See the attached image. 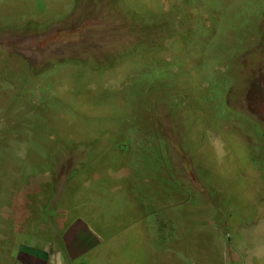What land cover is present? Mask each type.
<instances>
[{
	"label": "rangeland",
	"instance_id": "1",
	"mask_svg": "<svg viewBox=\"0 0 264 264\" xmlns=\"http://www.w3.org/2000/svg\"><path fill=\"white\" fill-rule=\"evenodd\" d=\"M0 174V264H264V0H0Z\"/></svg>",
	"mask_w": 264,
	"mask_h": 264
},
{
	"label": "trees",
	"instance_id": "2",
	"mask_svg": "<svg viewBox=\"0 0 264 264\" xmlns=\"http://www.w3.org/2000/svg\"><path fill=\"white\" fill-rule=\"evenodd\" d=\"M214 83V82H213ZM212 83V84H213ZM213 86H214V84H213ZM216 86V85H215ZM214 86V87H215ZM149 89H151V90H153L154 88L152 87V88H149ZM151 132V131H150ZM120 145L118 144V146H120V147H122V145H124V147H122V149L123 148H125V147H129L130 146V141L129 140H127L124 144H123V142H121L120 141ZM115 147V146H114ZM148 155H147V158L146 159H148V161H150V158H155V159H157L158 157H159V154L157 153V150L155 149V148H153V147H150L149 148V150H148ZM1 174H0V181H1ZM166 182H168L169 184L171 183L172 185L171 186H174L175 185V181H174V178L171 180V181H169V180H166ZM1 193H3L2 191H0V200H1ZM31 193V192H30ZM44 193H46V194H48L47 196H44L43 194ZM52 196V194H51V192H50V188H49V185L48 186H44V187H42L41 188V190L40 191H38V193L37 194H33L32 196L33 197H36L37 196V198L36 199H38V200H46V197H49V196ZM35 199V200H36ZM31 200V199H30ZM1 206V205H0ZM146 207H148V206H146ZM149 213H153V214H155V216H156V213H154L155 212V210L154 209H149V211H148ZM154 216V218H153V222H155V224H160V225H166V224H170L171 223V221L170 220H161V218H159L158 219V217L156 218ZM31 220V219H30ZM173 231V229H169V231H168V234L166 233V234H163V235H160V237L156 240V244L157 245H164L165 244V242H164V240H163V238H167V237H169V239H171V236H172V232ZM104 240H105V237L103 238ZM103 240V241H104ZM85 257V256H84ZM80 260L81 259H83V257H81V258H79Z\"/></svg>",
	"mask_w": 264,
	"mask_h": 264
},
{
	"label": "crops",
	"instance_id": "3",
	"mask_svg": "<svg viewBox=\"0 0 264 264\" xmlns=\"http://www.w3.org/2000/svg\"><path fill=\"white\" fill-rule=\"evenodd\" d=\"M80 226H78L79 228ZM77 232H80L78 233V238L80 240V243H78L77 241L74 243V244H77V246H80V248L78 249H81L82 248V244L84 245H87L89 242H91V237L89 236V234L85 231V228H80ZM76 232V233H77ZM66 232H64L65 234ZM64 234H62L64 236ZM87 240V242H86ZM64 242H66V249L67 251H69V253L71 252L72 248L70 247V242L68 241V239H66V237L64 238L63 240ZM83 253V252H82ZM53 256L54 254L51 253L50 255L47 254V251L43 250L40 254V257L38 259L40 260H43L44 262L46 261H49L51 263H53ZM39 264V263H38Z\"/></svg>",
	"mask_w": 264,
	"mask_h": 264
},
{
	"label": "clouds",
	"instance_id": "4",
	"mask_svg": "<svg viewBox=\"0 0 264 264\" xmlns=\"http://www.w3.org/2000/svg\"><path fill=\"white\" fill-rule=\"evenodd\" d=\"M49 188H50V186H49ZM50 191H51V190H50ZM51 192H52V191H51ZM50 197H51V195L48 197L49 200H51ZM38 202L40 203V206H43V205L41 204L40 201H38ZM30 205H31V203H29V206H28L29 209H30ZM41 252H42V251H41ZM40 254H41V253H39V254H37V255L40 257ZM39 257H38V258H39ZM79 258H80V257H79Z\"/></svg>",
	"mask_w": 264,
	"mask_h": 264
}]
</instances>
